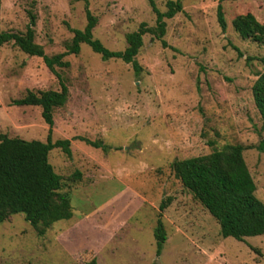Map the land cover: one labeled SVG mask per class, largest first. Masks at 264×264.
Wrapping results in <instances>:
<instances>
[{
	"label": "rangeland",
	"instance_id": "obj_1",
	"mask_svg": "<svg viewBox=\"0 0 264 264\" xmlns=\"http://www.w3.org/2000/svg\"><path fill=\"white\" fill-rule=\"evenodd\" d=\"M152 1L164 13L175 0ZM218 4L186 0L164 19L161 39L145 34L134 58L138 75L131 64L103 61L81 45L64 57L67 67L54 69L58 79L40 58L11 43L0 46V134L45 142L41 109L12 102L27 92H59L60 81L68 90L65 105L53 111L51 140H69L71 156L53 149L48 161L72 207L70 220L42 236L23 214L1 223L0 264H264V235L221 238L217 222L170 169L173 161L240 145L264 204V154L254 149L264 127L251 93L264 71V43L242 40L231 25L247 13L264 25V0L222 3L225 32ZM86 8L96 19L93 39L113 52L123 51L126 35L141 24H156L148 0H0V33L23 34L32 15L34 43L51 57L66 51L71 30L85 27ZM75 172L79 180L71 178ZM161 202L168 203L163 212ZM158 219L166 240L157 256Z\"/></svg>",
	"mask_w": 264,
	"mask_h": 264
},
{
	"label": "trees",
	"instance_id": "obj_2",
	"mask_svg": "<svg viewBox=\"0 0 264 264\" xmlns=\"http://www.w3.org/2000/svg\"><path fill=\"white\" fill-rule=\"evenodd\" d=\"M84 1L86 0H76ZM186 0L168 1L166 11L160 13L152 0H148L151 11L155 14L156 24L153 29L141 24L137 31L126 35L127 47L121 52L106 49L98 40L93 39L92 30L96 19L85 9L86 25L82 30H71L73 36L64 53L51 57L46 56L40 46L34 43V17L23 34L1 32L0 46L12 44L23 54L40 58L45 67L53 74L55 68L68 66L63 59L67 55H77L81 45L101 57L103 61L120 60L131 64L135 75L140 67L134 58L141 49L142 37L152 34L161 39L165 34L164 19H171L182 11ZM217 23L221 31L226 30L221 4L239 0H217ZM231 25L237 35L244 41L262 45L264 43V25L250 14L238 15ZM233 49L239 57L243 55L236 47ZM251 58H246L250 62ZM264 63V58L259 60ZM57 78L60 77L56 74ZM60 91L27 92L12 102L18 107H38L41 118L48 127L45 142L24 141L19 138H8L0 134V224L12 215L23 214L25 220L36 230L39 236L54 223L72 218V207L68 195L61 193L63 179L57 175L48 161V154L53 149H60L67 157L71 156L70 141L52 142L53 111L65 105L68 90L60 81ZM252 98L257 113L264 127V71L258 75L251 88ZM86 145L99 148L102 143L77 138ZM254 149L264 154V138H261ZM244 147L226 145L208 155L173 161L170 165L174 177L181 186L208 212L217 222L221 238H232L243 242L245 238L264 235V204L255 197L256 187L243 159ZM80 173L72 175L73 180L80 179ZM168 203L161 202L159 211L163 212ZM157 256L166 240V233L160 219L154 230ZM256 254H260L255 250ZM264 260V258H263ZM88 264H95L91 260Z\"/></svg>",
	"mask_w": 264,
	"mask_h": 264
},
{
	"label": "crops",
	"instance_id": "obj_3",
	"mask_svg": "<svg viewBox=\"0 0 264 264\" xmlns=\"http://www.w3.org/2000/svg\"><path fill=\"white\" fill-rule=\"evenodd\" d=\"M76 231V230H75ZM72 234H73V231H72ZM68 235L70 236V233H68ZM64 239H62V241H63ZM63 244L67 247L68 246V244H67V242H65V240H64V242H63ZM104 244H106V243H104ZM103 244V245H104ZM68 249V248H67Z\"/></svg>",
	"mask_w": 264,
	"mask_h": 264
}]
</instances>
